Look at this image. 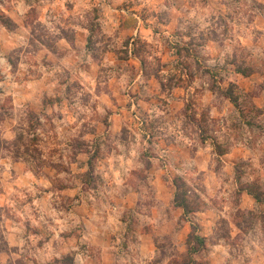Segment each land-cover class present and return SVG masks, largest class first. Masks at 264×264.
Segmentation results:
<instances>
[{"label": "clouds", "instance_id": "obj_1", "mask_svg": "<svg viewBox=\"0 0 264 264\" xmlns=\"http://www.w3.org/2000/svg\"><path fill=\"white\" fill-rule=\"evenodd\" d=\"M0 264H264V0H0Z\"/></svg>", "mask_w": 264, "mask_h": 264}]
</instances>
